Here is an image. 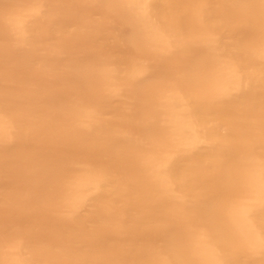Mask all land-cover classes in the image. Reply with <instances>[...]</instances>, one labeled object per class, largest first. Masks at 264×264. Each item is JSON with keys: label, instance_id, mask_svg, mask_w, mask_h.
Listing matches in <instances>:
<instances>
[{"label": "bare ground", "instance_id": "1", "mask_svg": "<svg viewBox=\"0 0 264 264\" xmlns=\"http://www.w3.org/2000/svg\"><path fill=\"white\" fill-rule=\"evenodd\" d=\"M262 146L264 0H0V264H264Z\"/></svg>", "mask_w": 264, "mask_h": 264}, {"label": "snow or ice", "instance_id": "2", "mask_svg": "<svg viewBox=\"0 0 264 264\" xmlns=\"http://www.w3.org/2000/svg\"><path fill=\"white\" fill-rule=\"evenodd\" d=\"M38 40L43 39V36L37 37ZM236 78V74H234V79ZM145 79H147V77H145ZM142 83V81L140 82ZM240 87L243 88V84L241 82ZM220 142H217L216 144L213 145V149H215L216 147H219ZM195 147V146H194ZM198 151H207V149H197ZM262 151H264V146H262ZM222 155V154H221ZM261 212H264V202L261 203L260 205V209Z\"/></svg>", "mask_w": 264, "mask_h": 264}]
</instances>
